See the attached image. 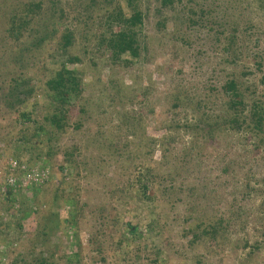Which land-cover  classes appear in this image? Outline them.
<instances>
[{
  "label": "rangeland",
  "instance_id": "374dc122",
  "mask_svg": "<svg viewBox=\"0 0 264 264\" xmlns=\"http://www.w3.org/2000/svg\"><path fill=\"white\" fill-rule=\"evenodd\" d=\"M38 1L0 0V264H14L15 259L18 264H43L41 257L48 253L40 251L37 219L51 198L67 194L77 205L70 208L60 201V212L70 219L68 210L75 211L69 230L77 235V245L70 243L64 225L50 232L44 245L64 255L77 251L73 264H264V133L261 140L252 127L223 129L208 133L212 142L207 145L204 140L188 145L196 134L183 127L197 120L204 125L203 111H226L222 94L211 86L232 73L243 84L248 109L255 99L264 101V0H177L164 9L159 0H140L145 23L139 39L148 47L130 66L115 64L95 37L123 0H44L42 14L30 25L41 32L28 30V37L11 40L7 19ZM61 8L69 17L63 19L64 28L75 34L66 53L48 36L37 43L51 31V19ZM162 18L166 26L160 28ZM229 35L236 36V58L222 47ZM69 55L81 57L68 68L79 72L82 91L66 105L69 123L50 140L49 161L41 160L38 148L24 152L17 178L31 173V181H18L15 189L7 179L13 165L18 167L12 151L24 134L17 114L5 104L7 88L12 79L38 80V72L48 74ZM207 93L214 102L198 109V97L207 98ZM188 97L193 99L186 101ZM26 106H35L34 117L44 121L48 94L39 88L24 101ZM45 126L43 138L52 133L48 121ZM73 146L78 148L69 160L65 151ZM148 170L164 183L175 176L172 189L155 199L160 205L155 220L141 191L130 188ZM196 183L200 185L193 190ZM8 190L13 196L4 198ZM221 216L223 243L203 239L192 244V221ZM68 261L59 256L49 260Z\"/></svg>",
  "mask_w": 264,
  "mask_h": 264
},
{
  "label": "trees",
  "instance_id": "16d2710c",
  "mask_svg": "<svg viewBox=\"0 0 264 264\" xmlns=\"http://www.w3.org/2000/svg\"><path fill=\"white\" fill-rule=\"evenodd\" d=\"M180 1L181 0H178L179 3ZM159 2L160 6L164 9L173 7L177 0H159ZM43 4L44 0H39L36 3H27L22 10L27 15L23 16V12L21 11L20 14L15 13L13 16L7 19L9 26L6 28V32L12 37L11 40L19 42L22 38L28 37L29 35L26 34L28 30L31 31L32 29H34V33L41 32L39 31V28H36L34 25L30 27V25L34 21L35 16H39L40 14H42ZM140 5V0H123L122 5L120 4L119 8L115 12L110 11L108 13L107 20H105V23L100 28L99 36L95 35L96 40L100 42L99 46L103 45L105 50L111 52L109 58L113 60L115 64L121 63L124 66H130L135 63V58H139L142 55V52H147L146 50L148 47V43L144 44V40L139 39V35L141 34L145 23L144 12L142 11ZM181 9L183 10V6ZM190 11L196 13V11L194 10ZM68 18V12H66L64 8H61V12L55 18V20L54 17L53 19H51V31L46 36L40 37L38 39L39 42L37 43H41V41L48 36L51 41L55 40L58 43L61 51L66 53L69 47H71L75 42L74 31L71 28H64L65 24L63 22V19L68 20ZM113 23H116L117 25L119 24V29H116ZM36 24L39 25V21H37ZM157 24L160 28L166 26L164 18L159 19ZM217 40L220 41L221 37H219ZM226 40L227 41L225 43H222L224 51L228 52L232 57L236 58V54L239 52L236 47V36L229 35L226 37ZM125 54L130 57L122 58ZM80 61L81 57H79L78 55H69L67 58L62 59L60 61V64H58L56 68L51 67L52 69L48 74L43 73L42 71L38 72V80L36 79V81L25 78L12 79L11 87L9 89L7 88L8 91L4 96V98L6 99L5 104L7 107L12 109L14 113L17 114L16 123L18 125H21L20 133L24 135L22 136V140L17 143L16 147L12 151L13 156L18 159V167L11 168L9 170V174L16 176V178L17 176L21 175L22 171H19L18 168H20L21 161L24 158V152L31 146L40 149V151H37V154L44 163H47L50 157H52L53 148L50 147V140H53V138L57 136L56 132L65 131L69 123L67 120V112L68 110H70V108L66 107V105L70 106L68 102L72 94L79 96L82 91V80L79 77V72L76 69H69L68 63H76ZM243 73L246 74V72ZM37 81L40 82V85L39 83H36ZM262 82H264V76H262ZM39 88L40 90L44 89L50 99V107L48 109L46 108L47 111L42 118L44 121H40L37 117H34L35 106L31 107V109L27 108V106L24 108L22 107L24 101L33 96ZM211 90L219 91L222 94V96H220L221 94H219V96L220 99H224V102L227 105V109L222 114L217 113L216 111H213L212 113L203 111L201 114L202 117H204V120L207 118V121L202 120L205 123L204 125H202L203 123H201V120H197L196 123H186L187 125L183 127H185L187 130H193L196 134V137H193L194 139L192 138V141L188 145L194 144L193 141L202 142L203 140V144L207 145L208 141L212 142V140L208 136V133L223 129L234 132H241L249 127H252V129L256 130V135L261 138V134L264 133V101L255 99L252 101L250 109H248V103L246 102L247 93L245 92L243 84L240 82V79L236 76L235 73H232L223 81L219 80V85L213 87L211 86ZM205 95L207 96V98H203L201 95L198 97L199 99L196 104L198 109H201V106L205 108L208 105V102H214L212 101V97L209 93ZM188 99L189 100L186 99V101L192 100L193 97H188ZM174 106L177 107L178 104L175 103ZM246 110L249 111L248 114L245 113ZM45 121H48L51 125L50 127L52 133L50 136L43 138L42 135L46 133ZM30 123L34 124L32 125ZM18 134L19 132L16 133V135ZM170 139L171 137L167 141L168 143L171 141ZM261 140H263V137L261 138ZM77 148V146H73L72 148L65 151V153L68 154L67 158L69 160L73 158L75 153L74 151H77ZM186 155L188 156V158L193 157H190L189 153H186ZM183 158L187 159L185 155L183 156ZM183 158L180 159V165L184 160ZM225 171H228V169L226 168ZM174 178L175 176L172 175L169 178L165 179L166 183H164L160 180V177H157V174L152 173L151 170H148L142 172L136 178L135 184L130 187L132 189L135 188L140 190L142 196L148 200L147 202L150 207V215L154 220L157 219L158 216L156 214L157 212L159 213L158 208H160L159 204H155V199H163L160 192L165 193V191L171 190L172 181ZM187 178L188 177L182 180L180 184L183 185L188 182L189 179ZM197 184L198 183L192 186L193 190L194 188H197ZM199 185L200 184H198V187ZM151 188L155 189V195H148V192ZM178 191L181 192L182 189L178 188ZM188 191L192 192V189L189 187ZM11 196H13V193L11 190H8L4 198H8ZM60 201L64 204H67V206H69L70 208L77 205V201L74 200L71 194H67L64 197L54 196L53 198H51L46 208L44 209V212L40 215L39 219H37L36 222V228H38L37 237L43 241L41 245L40 243H38L37 245L41 246L40 251L42 254L46 252L48 253V256L42 255L41 257V262L43 264H51L49 260L58 256L61 258L65 257L67 260H69V264H73V262L78 260L79 253L77 251H74L69 255H64L56 252V250L59 251L58 248H56L55 250L53 247L52 251L48 250L49 252L47 251V249H45L46 247L44 245V242L47 239V235H49V233L52 231H56V228L60 226L62 227V225L65 226L63 228L70 238V243L73 246L77 245V235L74 234L72 230H69V228H71L70 225L72 224H69V222H71L76 216V213L73 210L74 207L68 210L69 216H71L70 219L63 217L60 212L62 204L59 203ZM189 209L195 211V207L193 206H190ZM33 213H35L34 210H32V214ZM190 218L192 219V217H188L186 218V220L189 221ZM224 221L225 219L223 216L208 222L206 219L201 222L199 219L197 223H195V221H192L191 223L193 225L192 227H190V230L193 232L192 244L200 242L203 239H206V242L213 239L220 242V244L223 243L225 235L224 230L226 228ZM19 225L22 226L21 223H19ZM151 225L154 224H149L150 227ZM130 228L132 231H136V229L134 230L133 226H131ZM61 250H63L62 247ZM22 262V264H29V262L27 261ZM13 263L18 264V260L15 259Z\"/></svg>",
  "mask_w": 264,
  "mask_h": 264
},
{
  "label": "built area",
  "instance_id": "2783aa9c",
  "mask_svg": "<svg viewBox=\"0 0 264 264\" xmlns=\"http://www.w3.org/2000/svg\"><path fill=\"white\" fill-rule=\"evenodd\" d=\"M14 165H16V163H15ZM14 165H13V167H15ZM31 176H32L31 173H29L26 177L24 176L23 179H22V180H24V183H27V182H26L27 180H29V182H30V181H31V180H30V179H31ZM22 180L16 178V176L12 175V176H10V177L8 178V183H9L10 185H12L13 187H15V186L17 185L18 181L21 182ZM29 182H28V183H29ZM28 183H27V184H28Z\"/></svg>",
  "mask_w": 264,
  "mask_h": 264
},
{
  "label": "clouds",
  "instance_id": "9594fccd",
  "mask_svg": "<svg viewBox=\"0 0 264 264\" xmlns=\"http://www.w3.org/2000/svg\"><path fill=\"white\" fill-rule=\"evenodd\" d=\"M8 180V179H7ZM10 186H12V185H10ZM13 187V186H12Z\"/></svg>",
  "mask_w": 264,
  "mask_h": 264
}]
</instances>
